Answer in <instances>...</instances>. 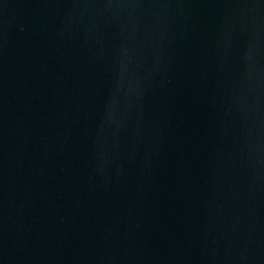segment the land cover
I'll return each mask as SVG.
<instances>
[{"label": "water", "instance_id": "95a60500", "mask_svg": "<svg viewBox=\"0 0 264 264\" xmlns=\"http://www.w3.org/2000/svg\"><path fill=\"white\" fill-rule=\"evenodd\" d=\"M0 264H264V0H0Z\"/></svg>", "mask_w": 264, "mask_h": 264}]
</instances>
